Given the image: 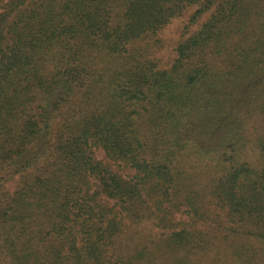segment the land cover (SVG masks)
I'll list each match as a JSON object with an SVG mask.
<instances>
[{
	"label": "trees",
	"instance_id": "trees-1",
	"mask_svg": "<svg viewBox=\"0 0 264 264\" xmlns=\"http://www.w3.org/2000/svg\"><path fill=\"white\" fill-rule=\"evenodd\" d=\"M192 5L191 23L212 11L169 68L132 48ZM96 148L132 177L95 160ZM186 161L215 174L226 221L264 241L258 0H0L3 262L104 264L125 220L150 217L149 202L158 225L178 198L204 220Z\"/></svg>",
	"mask_w": 264,
	"mask_h": 264
},
{
	"label": "rangeland",
	"instance_id": "rangeland-1",
	"mask_svg": "<svg viewBox=\"0 0 264 264\" xmlns=\"http://www.w3.org/2000/svg\"><path fill=\"white\" fill-rule=\"evenodd\" d=\"M258 4L264 9V0H258ZM196 9V5L188 6L157 35L141 40L132 48L144 58L153 60L159 68H169L175 59L177 44L192 34L212 11L191 23ZM92 152L95 160L109 165L124 178L132 177V170L118 169L101 149H92ZM179 165L187 172L192 190L200 194L198 202L206 211L204 220L191 218L178 198L179 206L172 208L161 226L157 224L161 214L154 208V202H149L150 217L146 213L144 221L137 224L125 220V226L107 248L104 264H264V241L249 236L245 227L228 223L224 212L215 207L211 198L215 174L202 171L193 161L179 162ZM182 230L190 233V241L186 245L173 243L170 235ZM0 264L6 263L0 259Z\"/></svg>",
	"mask_w": 264,
	"mask_h": 264
}]
</instances>
